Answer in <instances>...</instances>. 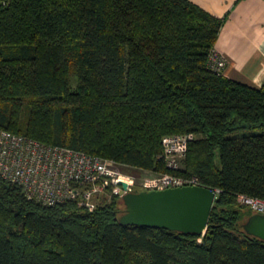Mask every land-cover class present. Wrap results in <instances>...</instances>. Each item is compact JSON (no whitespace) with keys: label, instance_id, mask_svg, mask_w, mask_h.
I'll return each mask as SVG.
<instances>
[{"label":"trees","instance_id":"16d2710c","mask_svg":"<svg viewBox=\"0 0 264 264\" xmlns=\"http://www.w3.org/2000/svg\"><path fill=\"white\" fill-rule=\"evenodd\" d=\"M223 23L191 0H0V128L156 174L163 138L194 132L177 174L221 190L197 235L0 178V264H264L238 201L264 198V87L212 69Z\"/></svg>","mask_w":264,"mask_h":264},{"label":"built area","instance_id":"2783aa9c","mask_svg":"<svg viewBox=\"0 0 264 264\" xmlns=\"http://www.w3.org/2000/svg\"><path fill=\"white\" fill-rule=\"evenodd\" d=\"M228 63L224 53L216 48L212 51L210 65L216 73H225ZM196 138L194 132L166 135L162 141V157L170 171L160 174L145 171L153 174L141 178L125 171L124 165L113 159L68 146L46 144L0 128V178L22 185L30 199L43 204L76 201L92 211L104 195L123 197L138 189L202 185L196 176L177 174L183 169L190 142ZM215 190L217 194L221 192ZM238 201L255 213L264 214V198L239 194Z\"/></svg>","mask_w":264,"mask_h":264},{"label":"water","instance_id":"95a60500","mask_svg":"<svg viewBox=\"0 0 264 264\" xmlns=\"http://www.w3.org/2000/svg\"><path fill=\"white\" fill-rule=\"evenodd\" d=\"M216 197L215 189L203 185L131 191L123 195L125 211L120 222L204 235ZM244 227L250 235L264 240V214L255 213Z\"/></svg>","mask_w":264,"mask_h":264},{"label":"crops","instance_id":"0c3cea01","mask_svg":"<svg viewBox=\"0 0 264 264\" xmlns=\"http://www.w3.org/2000/svg\"><path fill=\"white\" fill-rule=\"evenodd\" d=\"M224 23L216 49L229 60L225 74L264 87V0H191Z\"/></svg>","mask_w":264,"mask_h":264},{"label":"rangeland","instance_id":"374dc122","mask_svg":"<svg viewBox=\"0 0 264 264\" xmlns=\"http://www.w3.org/2000/svg\"><path fill=\"white\" fill-rule=\"evenodd\" d=\"M130 170V169H129ZM128 172V171H127ZM129 172L133 173V174H136L138 177H146L147 175L148 176H151V174L153 173H149V172H145V171H138V170H130ZM141 180V179H140ZM141 182V181H140Z\"/></svg>","mask_w":264,"mask_h":264}]
</instances>
